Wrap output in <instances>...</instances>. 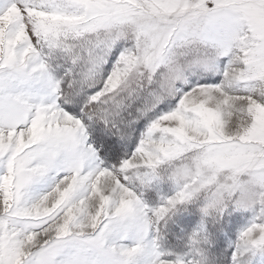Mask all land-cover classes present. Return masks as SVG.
Returning a JSON list of instances; mask_svg holds the SVG:
<instances>
[{
	"label": "snow or ice",
	"instance_id": "snow-or-ice-1",
	"mask_svg": "<svg viewBox=\"0 0 264 264\" xmlns=\"http://www.w3.org/2000/svg\"><path fill=\"white\" fill-rule=\"evenodd\" d=\"M0 264H264V0H0Z\"/></svg>",
	"mask_w": 264,
	"mask_h": 264
}]
</instances>
